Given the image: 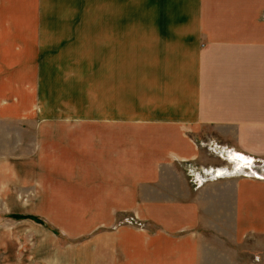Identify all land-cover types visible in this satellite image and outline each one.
<instances>
[{
    "label": "rangeland",
    "instance_id": "374dc122",
    "mask_svg": "<svg viewBox=\"0 0 264 264\" xmlns=\"http://www.w3.org/2000/svg\"><path fill=\"white\" fill-rule=\"evenodd\" d=\"M93 13L94 0H0V16L23 28L17 35L7 29L9 46L0 50V264H115L120 253L109 244L120 243L110 233L127 230L134 240L157 232L124 203L108 217L113 203L85 199L99 195L84 194V179H77L83 155L77 147L84 143L63 136L104 128L110 115L118 123L133 119L134 129L139 121L171 120L165 115L175 114L177 95L188 108L183 99L176 112L188 119L195 113L197 88L189 73L197 59L150 56L160 42H137L128 51L124 42L97 47L92 28L80 31L94 22ZM24 19L36 21L34 42L12 40L33 37L21 26ZM263 35L259 24L257 38ZM263 127L257 122V138L190 137L194 154L169 155L198 198L199 222L206 226L194 232L213 246L201 247L199 264H264L258 229L264 227H252L253 221L264 225ZM237 220L246 227L242 242L226 249Z\"/></svg>",
    "mask_w": 264,
    "mask_h": 264
},
{
    "label": "crops",
    "instance_id": "0c3cea01",
    "mask_svg": "<svg viewBox=\"0 0 264 264\" xmlns=\"http://www.w3.org/2000/svg\"><path fill=\"white\" fill-rule=\"evenodd\" d=\"M3 16L0 50L7 45V29L15 35L23 32L18 23H10L14 19ZM263 16L264 0H94V22L80 31L92 28L97 47L103 42L110 46L124 42L128 51L137 42H160L159 53L150 56L197 59L189 73L197 88L195 113L188 119L176 112L177 102L180 105L185 100L177 95L172 103L175 114L165 115L171 120L139 121L136 125L141 128L134 129L133 119L118 123V117L110 115L104 119V128L76 129L75 135L63 136L77 137L84 143L77 147L83 150L81 158L77 157V169L82 171L77 170V179H84V194L99 195L85 199L113 203L108 217L120 208L117 203H124L126 209H137L157 231L134 240L127 237V230L110 233V240L116 237L120 243L116 242L115 248L109 244L110 251L120 253L115 264H199V251L208 237L194 231L206 223L199 222L197 195L169 155L194 154L190 137L257 138V122H264L261 108L257 109L264 106V35L257 38V25H264ZM35 22L21 21L24 31L33 37L13 35L12 40L34 42ZM86 138H94L89 141L92 145L86 144ZM90 161L92 164H80ZM253 222L252 227H264L261 221ZM236 223V234L228 232L226 236V249L242 242L246 227L239 220ZM258 229L264 232V228Z\"/></svg>",
    "mask_w": 264,
    "mask_h": 264
}]
</instances>
